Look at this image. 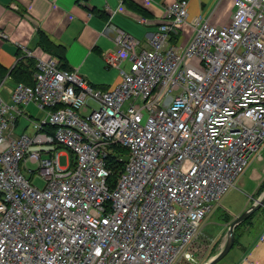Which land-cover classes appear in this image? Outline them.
Listing matches in <instances>:
<instances>
[{"label":"built area","instance_id":"built-area-1","mask_svg":"<svg viewBox=\"0 0 264 264\" xmlns=\"http://www.w3.org/2000/svg\"><path fill=\"white\" fill-rule=\"evenodd\" d=\"M189 1L167 5L145 46L107 25L120 80L105 90L20 45L36 70L33 84L0 80V264L195 260L204 219L264 146V0H232L226 25L197 15L172 43ZM61 148L75 155L63 167Z\"/></svg>","mask_w":264,"mask_h":264},{"label":"crops","instance_id":"crops-1","mask_svg":"<svg viewBox=\"0 0 264 264\" xmlns=\"http://www.w3.org/2000/svg\"><path fill=\"white\" fill-rule=\"evenodd\" d=\"M171 2L172 0H0V65L5 70L4 77L10 75L20 59H27L20 47L23 45L34 56H55L62 60L65 67L76 68L95 88H111L119 82L120 74L118 68L109 66L105 60L108 52L116 50L114 29L107 28V25L126 31L145 46L146 40L166 19V8ZM223 9L227 10L225 22L219 19ZM232 11V0H190L187 22L170 41L185 45L192 36L190 22L197 15H202L212 24L226 25L230 22ZM142 18L145 22L141 21ZM39 32H44L51 41L63 47L61 59L40 46ZM128 66L126 61L121 63V67L125 69ZM27 110L34 119L45 116V112L34 105H29ZM23 127H19V130ZM238 182L241 188L247 187L244 192L250 196V203L246 202L237 211L225 206L223 209L230 216L231 222L264 192V146L260 150V158L250 163ZM220 206L219 203L215 209ZM254 212L251 221L242 224L239 233L235 234V246L219 264H264V204ZM228 227L229 225L222 235L221 248L225 244ZM215 235L217 238L221 236V232L218 230ZM216 253H211L202 264ZM196 262L192 264H197Z\"/></svg>","mask_w":264,"mask_h":264},{"label":"rangeland","instance_id":"rangeland-1","mask_svg":"<svg viewBox=\"0 0 264 264\" xmlns=\"http://www.w3.org/2000/svg\"><path fill=\"white\" fill-rule=\"evenodd\" d=\"M221 22H225L227 18V10L223 9V11L220 12ZM94 106H96L95 103H93ZM32 130V124L29 125L27 131L31 132ZM59 152L61 153L59 157V165L60 166H66L69 162V159H74L75 155L72 154L70 151L66 149H59ZM27 167L34 170L35 172L31 174L26 169H22V172L25 177L32 180V182L37 185L38 187H42L44 185V179L38 175L36 169L37 164L31 161H28ZM239 182L237 180L234 187L229 189L225 195L220 199V207L214 208L211 213H209L206 218L204 219V223L201 226V232L196 240L195 248H194V255L195 260L194 261H185L181 260L178 262V264H192L196 262L197 264H202L206 258L209 257L211 253L219 252L222 248L220 247V244L222 242V235L224 234V230L226 227L230 224L231 220L228 221L226 217V213L224 211V207L227 206L233 211H237V209H242L243 206H245L246 202L250 203L248 201L250 199L249 195H246L244 191L247 190V187H240ZM248 192V191H247ZM225 213V214H224ZM250 220L246 221L245 223L250 222ZM242 225H238L236 227V230L234 232V235L239 233ZM218 230L221 232V236L215 238V234L218 232ZM236 243V236L234 240L233 247ZM220 249V250H219ZM219 250V251H218ZM216 253V254H217ZM217 264V263H216ZM219 264V263H218Z\"/></svg>","mask_w":264,"mask_h":264},{"label":"trees","instance_id":"trees-1","mask_svg":"<svg viewBox=\"0 0 264 264\" xmlns=\"http://www.w3.org/2000/svg\"><path fill=\"white\" fill-rule=\"evenodd\" d=\"M173 38H175V37H173ZM39 44L47 52H49L51 54H55L60 59L62 58L63 47L61 45L55 44L53 41H51L49 39V37L44 32H39ZM25 58H27V59H25V60L20 59L18 64L11 70V72H10L11 79L13 81L15 80L14 82H23L26 84H33V74L36 70L35 60L33 59V57H30V58L25 57ZM60 62H62V60ZM61 66L63 68L67 69V67L64 66L63 62L61 63ZM4 75H5V70L0 65V80L4 77ZM120 151L126 152L125 150H120ZM114 157H115L114 154H112V155H109V158H108V163L110 164V166L113 169L112 174L109 178V181L112 183L115 182L121 168L123 167V162L118 163ZM225 215H226V217L228 216L227 219H228V221H230V216L227 213ZM254 215H255V212H252L248 216L247 219L243 220L242 223H239V224L240 225L244 224L246 221L253 218ZM236 227H235V230H236Z\"/></svg>","mask_w":264,"mask_h":264},{"label":"water","instance_id":"water-1","mask_svg":"<svg viewBox=\"0 0 264 264\" xmlns=\"http://www.w3.org/2000/svg\"><path fill=\"white\" fill-rule=\"evenodd\" d=\"M127 159L128 156H125L124 160L127 161ZM263 204H264V192L258 198L255 199L254 203L247 210H245L240 215L235 217V219L229 224L224 246L217 254H215L212 258H210L205 264H216L227 255V253L232 249L234 244L235 227L243 220H245L252 212L260 208Z\"/></svg>","mask_w":264,"mask_h":264}]
</instances>
